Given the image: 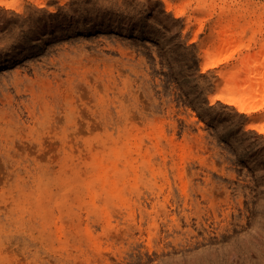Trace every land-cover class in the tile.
<instances>
[{
  "label": "rangeland",
  "instance_id": "374dc122",
  "mask_svg": "<svg viewBox=\"0 0 264 264\" xmlns=\"http://www.w3.org/2000/svg\"><path fill=\"white\" fill-rule=\"evenodd\" d=\"M262 56L264 0H0V264H264Z\"/></svg>",
  "mask_w": 264,
  "mask_h": 264
},
{
  "label": "bare ground",
  "instance_id": "6f19581e",
  "mask_svg": "<svg viewBox=\"0 0 264 264\" xmlns=\"http://www.w3.org/2000/svg\"><path fill=\"white\" fill-rule=\"evenodd\" d=\"M172 6L171 5H168V8L170 9ZM258 60H264V56L262 57H258L257 58ZM249 61V60H248ZM257 68V67H256ZM237 70H232L230 71V73H234L236 72ZM253 76H255L253 74ZM249 85L251 86V90L250 92L247 91V89H240V90H243V91H246L248 92L249 94H243L242 97H234V98H230L231 101H236L238 102L239 100H242L243 101V104H240L241 106V110L243 109H247V102L249 101V98H253V99H256V98H259L260 96H264V74L259 77V79L257 80H253L251 83H249ZM261 94V95H259ZM250 98V99H251ZM229 100V101H230ZM230 101V102H231Z\"/></svg>",
  "mask_w": 264,
  "mask_h": 264
}]
</instances>
